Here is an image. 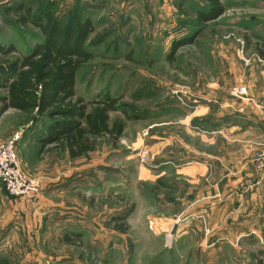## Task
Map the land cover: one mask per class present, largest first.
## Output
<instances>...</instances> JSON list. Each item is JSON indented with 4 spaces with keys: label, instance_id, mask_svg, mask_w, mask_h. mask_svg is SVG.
Masks as SVG:
<instances>
[{
    "label": "rangeland",
    "instance_id": "374dc122",
    "mask_svg": "<svg viewBox=\"0 0 264 264\" xmlns=\"http://www.w3.org/2000/svg\"><path fill=\"white\" fill-rule=\"evenodd\" d=\"M21 1L41 25L48 12L61 27L89 18L92 59L77 71L75 95L88 110L116 99L109 125L123 131L73 160L36 141L49 119L0 113V144L18 138L19 170L38 190L3 199L0 263L264 260V174L253 160L264 142L241 126L246 113L264 121V0H220L224 12L202 27L192 11L205 0H0V45H13L11 57L44 39L30 21L3 20Z\"/></svg>",
    "mask_w": 264,
    "mask_h": 264
},
{
    "label": "trees",
    "instance_id": "16d2710c",
    "mask_svg": "<svg viewBox=\"0 0 264 264\" xmlns=\"http://www.w3.org/2000/svg\"><path fill=\"white\" fill-rule=\"evenodd\" d=\"M205 1L207 5L202 10L192 11L198 27L224 12L220 0ZM24 4L21 1L7 8L2 15L8 21L3 20L9 23L8 17L18 18L22 26L30 21L40 29L44 39L23 56L11 57L15 52L13 45H0V113L11 109L49 119L46 132L38 138L39 144L66 151L73 160L94 151L98 139L107 138L116 143L123 131L119 122L109 125V113L115 111L116 99L102 96L92 102L88 110V105L74 91L77 71L92 59V54L85 49L92 30L91 21L87 17L78 18L61 27L48 12L41 25L37 17L28 19L31 4ZM181 25L186 27L188 23L182 21ZM193 37L194 33L189 39L172 42L171 54L178 46L192 42ZM259 57L264 60L263 53ZM117 220L112 221L111 227L126 233L127 225ZM65 239L71 243L68 237ZM256 264H264V260L258 259Z\"/></svg>",
    "mask_w": 264,
    "mask_h": 264
},
{
    "label": "built area",
    "instance_id": "2783aa9c",
    "mask_svg": "<svg viewBox=\"0 0 264 264\" xmlns=\"http://www.w3.org/2000/svg\"><path fill=\"white\" fill-rule=\"evenodd\" d=\"M17 139L14 137L0 144V184L11 198L31 199L38 190L35 183L23 176L19 170L15 150ZM253 160L257 169L264 174V146L255 152Z\"/></svg>",
    "mask_w": 264,
    "mask_h": 264
},
{
    "label": "crops",
    "instance_id": "0c3cea01",
    "mask_svg": "<svg viewBox=\"0 0 264 264\" xmlns=\"http://www.w3.org/2000/svg\"><path fill=\"white\" fill-rule=\"evenodd\" d=\"M258 119H257L256 115L254 116L253 114H247L246 113V114H244V117H243V120H244L243 122H245V123L241 124V126H244L245 128L251 130L250 133L252 134L253 141H254L255 144H259V143H263L264 142V121L260 122ZM263 120H264V117H263ZM39 137H40V135L36 138L37 142H38V138ZM39 146L41 148H47V146L46 147L45 146L42 147L41 144H39ZM206 160H207V163H208V160H211V156L210 157L206 156ZM1 187H2V185H1ZM6 197L7 198H11V197H9L6 194L5 190L3 189V192H0V205L3 204L4 206H6V201L3 200V199H6ZM11 199H17V198H11ZM1 200H3L4 202L1 201ZM0 208H1V206H0Z\"/></svg>",
    "mask_w": 264,
    "mask_h": 264
}]
</instances>
